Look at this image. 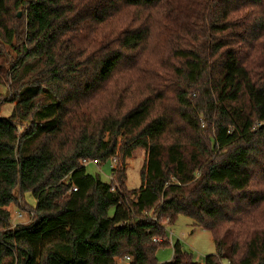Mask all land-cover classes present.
<instances>
[{"label": "trees", "instance_id": "obj_1", "mask_svg": "<svg viewBox=\"0 0 264 264\" xmlns=\"http://www.w3.org/2000/svg\"><path fill=\"white\" fill-rule=\"evenodd\" d=\"M5 85L0 264H158L179 216L215 253L162 264H264V0H0Z\"/></svg>", "mask_w": 264, "mask_h": 264}, {"label": "rangeland", "instance_id": "obj_2", "mask_svg": "<svg viewBox=\"0 0 264 264\" xmlns=\"http://www.w3.org/2000/svg\"><path fill=\"white\" fill-rule=\"evenodd\" d=\"M18 13H20L21 17L22 12L18 11L16 16ZM7 89L8 87L6 85L0 88V118L8 117L14 106V103L9 104L4 100ZM143 161L144 151L140 149L135 150L132 157L126 161L125 174L126 188L128 190L138 189L140 184L139 170ZM117 164L118 161H116L114 166L116 167ZM111 165V161L99 165L89 163L85 166V169L87 174L99 176L101 182L109 183ZM15 196L17 202L8 207L12 227L30 223L32 217L30 216L31 209L28 206L34 207L35 205V200L29 194H24V197L21 198L15 191ZM19 214L22 216L20 219L17 218ZM163 225H166V221L163 222ZM167 235L169 243L158 248L155 253L158 264L169 262L172 259V245L176 241L180 244L181 249L191 257L193 262H201L205 256L215 253L211 235L206 231L193 227L192 221L184 216H179L175 223L167 228ZM9 262L10 260H6L2 264H9ZM116 264H124V262L117 259ZM223 264L227 263L225 262Z\"/></svg>", "mask_w": 264, "mask_h": 264}, {"label": "built area", "instance_id": "obj_3", "mask_svg": "<svg viewBox=\"0 0 264 264\" xmlns=\"http://www.w3.org/2000/svg\"><path fill=\"white\" fill-rule=\"evenodd\" d=\"M111 162H112L111 168H114V167H115V166H114V165H115V159H113ZM91 164H93V165H97L95 161L92 162ZM109 179L112 180V176H110ZM75 190H76L75 188H72V191H73V192H74ZM30 216L33 217V213H32V212H30ZM21 217H22V216H21L20 214L17 215V218H18V219H20ZM153 242H160V240L153 239ZM128 260H129L128 257H125V258H124V261H125V262H128Z\"/></svg>", "mask_w": 264, "mask_h": 264}, {"label": "water", "instance_id": "obj_4", "mask_svg": "<svg viewBox=\"0 0 264 264\" xmlns=\"http://www.w3.org/2000/svg\"><path fill=\"white\" fill-rule=\"evenodd\" d=\"M19 17H20V13L17 14V18H19Z\"/></svg>", "mask_w": 264, "mask_h": 264}]
</instances>
